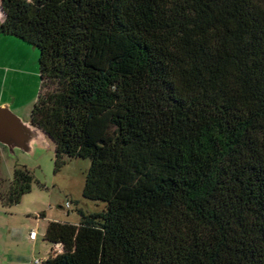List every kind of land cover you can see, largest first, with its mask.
I'll list each match as a JSON object with an SVG mask.
<instances>
[{
    "label": "trees",
    "instance_id": "obj_1",
    "mask_svg": "<svg viewBox=\"0 0 264 264\" xmlns=\"http://www.w3.org/2000/svg\"><path fill=\"white\" fill-rule=\"evenodd\" d=\"M40 48L30 121L91 160L78 223L44 264H264V0H1ZM0 203L32 189L2 174ZM68 203V202H67ZM71 210V207L68 208Z\"/></svg>",
    "mask_w": 264,
    "mask_h": 264
},
{
    "label": "rangeland",
    "instance_id": "obj_2",
    "mask_svg": "<svg viewBox=\"0 0 264 264\" xmlns=\"http://www.w3.org/2000/svg\"><path fill=\"white\" fill-rule=\"evenodd\" d=\"M18 41L21 43L18 51L22 57V76L12 87L15 91L7 89L5 98H12V92H15L20 105L16 113L30 121L31 110L40 91L41 50L26 41ZM4 153L2 174L7 181L12 178L17 163L32 170L34 181L32 189L23 195L19 203L12 206L0 203V264H44L50 254L57 253L61 248L53 245L52 249L44 238L50 220L76 221L80 219L79 209L87 213L106 209V203L89 200L83 195L91 160L66 157L63 167L56 170V150L52 140L49 144L37 140L36 148L31 152L21 149L12 152L5 147ZM67 202H70L71 210L67 208ZM40 213H45L47 217H41ZM31 230L38 233L34 240L30 239Z\"/></svg>",
    "mask_w": 264,
    "mask_h": 264
},
{
    "label": "water",
    "instance_id": "obj_3",
    "mask_svg": "<svg viewBox=\"0 0 264 264\" xmlns=\"http://www.w3.org/2000/svg\"><path fill=\"white\" fill-rule=\"evenodd\" d=\"M37 140L49 144L51 138L42 128L15 113L9 104L0 105V144L12 152H31Z\"/></svg>",
    "mask_w": 264,
    "mask_h": 264
},
{
    "label": "crops",
    "instance_id": "obj_4",
    "mask_svg": "<svg viewBox=\"0 0 264 264\" xmlns=\"http://www.w3.org/2000/svg\"><path fill=\"white\" fill-rule=\"evenodd\" d=\"M2 19L3 17L2 14L0 13V20ZM18 40L19 39H17L16 37L0 34V105L9 104L11 109L15 111V113L18 112L20 109V105L17 104L16 93L12 92V96H11L12 98H9L8 100L5 98V94L8 88H10V90L8 89L10 92L12 89H14L12 88L14 83L17 80H19L20 76H22V71L20 70L21 69L20 58L22 57L20 56V52L18 51L20 50L21 47L19 46L18 48V45L21 43H19ZM0 150L2 151V154L4 156L5 146L0 144ZM41 215H42L41 217L44 218L47 217L45 213H42ZM53 220H57V219H53ZM79 220L76 221L66 220V221L78 223ZM59 221H65V220H59ZM31 231H36V230H31ZM30 239L32 240L31 237ZM50 245L52 246L53 249V245L52 244Z\"/></svg>",
    "mask_w": 264,
    "mask_h": 264
},
{
    "label": "built area",
    "instance_id": "obj_5",
    "mask_svg": "<svg viewBox=\"0 0 264 264\" xmlns=\"http://www.w3.org/2000/svg\"><path fill=\"white\" fill-rule=\"evenodd\" d=\"M70 207H71V204H70V202H68L67 203V208H70ZM30 236H31L32 239H35L37 237V232L36 231H31L30 232Z\"/></svg>",
    "mask_w": 264,
    "mask_h": 264
},
{
    "label": "clouds",
    "instance_id": "obj_6",
    "mask_svg": "<svg viewBox=\"0 0 264 264\" xmlns=\"http://www.w3.org/2000/svg\"><path fill=\"white\" fill-rule=\"evenodd\" d=\"M29 2H31V0H29Z\"/></svg>",
    "mask_w": 264,
    "mask_h": 264
}]
</instances>
